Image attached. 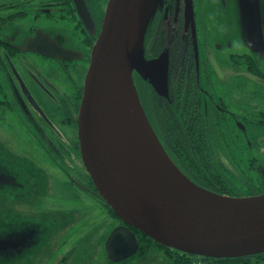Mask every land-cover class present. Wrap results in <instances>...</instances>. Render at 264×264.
Instances as JSON below:
<instances>
[{
    "label": "flooded vegetation",
    "instance_id": "flooded-vegetation-1",
    "mask_svg": "<svg viewBox=\"0 0 264 264\" xmlns=\"http://www.w3.org/2000/svg\"><path fill=\"white\" fill-rule=\"evenodd\" d=\"M25 1L28 5L35 6L33 13L27 16L33 15L36 18L43 14L64 12L65 9L61 0ZM71 1L76 8L74 0ZM86 2L96 31L75 32L89 49V52L76 50L81 54L79 58H58L36 51H24L27 40L37 33L38 28L35 26L31 27L30 34L22 44L15 43L14 37H1L0 34V123L5 125L7 113L17 114L18 118L25 119L27 126L35 132L41 147L44 146L53 158H56L52 155L53 152L60 150V145L67 149L64 141L66 138L56 126L53 116L49 114L52 109L42 103L37 93L57 98L54 90H58V86L53 76L59 75V80L71 86L70 93L65 91L61 104L58 105L59 109L65 110L62 121L66 125L79 127L78 116L84 84L76 81L74 71L81 66L85 58H88L84 63L88 70L92 50L102 30L106 14L105 12L104 15L97 16L91 0ZM218 3L220 17L225 23L220 21L218 28L212 33H204L200 29L197 0H193V18L187 14V0H163L162 4L157 5L148 27L146 56L148 59L157 58L161 53L169 56L168 84L171 83L168 94L164 95L158 93L150 82L141 85L153 99L149 108L151 120L155 128L162 133L167 151L179 167L198 180L189 166L213 165L231 181H250L252 184L236 194L250 196V187L257 189V194L264 192V167L241 165V158L232 154L231 146L235 140L243 142L241 134L246 133L252 126V116L264 117V109L257 112L249 108L243 84L239 82L238 77L232 78V69H245L255 76L254 81L264 86V27L261 33L263 44L259 46L257 41L251 39L249 33L243 30L241 24L235 25L234 14H225L230 7V1L218 0ZM42 5L47 7H40ZM76 12L80 18L77 8ZM44 32L50 35L51 39L69 48L64 45L61 35L55 36L45 30ZM94 32H99L96 33L97 37L92 35ZM19 54H22V57L33 54L50 59L53 65L48 76H24L29 72L25 64L16 59ZM139 76L137 74L136 77L138 85ZM158 113L161 114L160 118ZM262 122L264 123V119ZM11 128L13 127H7ZM74 144L81 150L79 137L74 140ZM246 150V146L240 147L242 153ZM4 159L5 156L0 159V197L4 205L0 208V264H138L142 239L139 238L137 228L127 225L116 215L100 195L89 173L85 174V183L79 179L77 181L80 191L77 192L76 199L82 198L85 202L80 205L81 209L93 208L92 211L96 215H101L100 210L105 212L107 209L118 221L102 239L104 256L100 257V254L95 260V255L86 248L90 243L85 236L76 239L75 253L71 232L74 226L72 215L76 209L71 203L57 199L49 192L41 198V190L36 189V180L31 175H19L13 163ZM31 197L38 198L33 202ZM86 201L92 202L93 205H88ZM31 204L34 205L31 207ZM123 227L127 228L130 234L127 235L132 247H128L129 252L124 258L112 260L107 250V241L112 233L120 231ZM171 252L162 259L161 264H264V252L239 258H210L184 254L177 250Z\"/></svg>",
    "mask_w": 264,
    "mask_h": 264
},
{
    "label": "water",
    "instance_id": "water-1",
    "mask_svg": "<svg viewBox=\"0 0 264 264\" xmlns=\"http://www.w3.org/2000/svg\"><path fill=\"white\" fill-rule=\"evenodd\" d=\"M74 2L86 28L96 31L86 0ZM162 2H108L78 116L86 169L117 216L165 246L218 258L264 252V193L231 196L194 182L167 152L141 101L137 74L158 93L168 94L167 54L153 59L145 55L148 27ZM187 6V14L193 18V0H187ZM24 51L58 58L81 57L43 29L27 40ZM126 101L134 103L133 120L126 115ZM131 121L152 135L179 171L177 178L153 165L155 161L139 149ZM127 234L123 227L109 237L107 250L112 260L128 254L132 242Z\"/></svg>",
    "mask_w": 264,
    "mask_h": 264
},
{
    "label": "rangeland",
    "instance_id": "rangeland-1",
    "mask_svg": "<svg viewBox=\"0 0 264 264\" xmlns=\"http://www.w3.org/2000/svg\"><path fill=\"white\" fill-rule=\"evenodd\" d=\"M16 1L0 0V4L15 3ZM229 1L230 7L225 14H234L235 25L241 24L243 30L249 33L250 38L255 39L259 46H262L261 33L264 27V0ZM91 2L97 16L105 14L108 0H91ZM197 9L199 26L202 32L212 33L215 28H218L220 21L225 23L220 17L218 0H197ZM32 26L49 31L51 32L50 34L55 36L61 35L64 45L70 49L89 52L88 47L75 35V32L81 33L82 29L80 27L76 29L73 22H69L62 17H55L53 14H43L39 18L33 15H26L25 17L9 20L0 26V34L1 37H14L15 43L22 44L25 37L30 34ZM16 59L21 60L25 64L29 74L24 76L28 78H31L30 74H36L42 78L48 76L53 65L50 59L33 54H28L27 57H22V54H19ZM87 60L88 58H85L81 66L74 71L75 79L79 84H84L88 71L84 63ZM53 77L54 82L58 86V90H54L57 98L53 99L48 94L41 92H38L37 95L44 105L49 106L48 109H52L49 114L53 116L56 126L63 132L67 149L62 145H58L60 150L53 152L52 155L56 157L53 158L44 146L41 147L35 137V132L27 126L25 119L18 118L17 114L7 113L5 125L0 123V159L5 156L4 160L7 159L10 163H13V166L19 171V175H31L36 180V189L41 190L39 195L41 198L49 192L53 197L68 200L71 203V206L76 209L72 215L74 226L71 232L74 239L73 248H75V253L77 247L76 239L85 236L90 243H88L89 246L86 245V248L90 250L91 254L95 255L93 258L95 260L96 256L100 254H102L100 257L104 256L105 251L103 250L102 239L118 221L107 209H105V212L100 210L101 215L93 213V208L82 210L80 205L85 202L82 198L76 199L77 192L80 191L77 181L79 179L85 183L87 181L85 174L88 171L84 164L81 150L76 148L77 146L75 147L74 144V140L79 137V128L76 125L69 126L64 124L62 120L65 117V110L58 108L64 97V92L70 93L71 86L59 80L61 79L59 75L54 74ZM236 77L243 84L249 108L257 112L264 109V86L254 81L255 76L245 69L234 67L232 69V78ZM263 119V116H252V120H254L252 126L248 128L246 133L241 134L243 142L235 140L231 146L232 154L237 158H241L240 163L245 167H250L251 165L264 167ZM257 121L259 122L258 124ZM8 126L13 128L7 129ZM241 146L247 147L244 153L240 151ZM37 198L31 197V201L34 202ZM87 204L93 205L92 202ZM33 205L31 204V207ZM3 206L0 197V208ZM167 252V250L157 247L151 240L142 239V247L138 254L137 263L161 264L162 259L167 257ZM168 253L171 254L172 252Z\"/></svg>",
    "mask_w": 264,
    "mask_h": 264
},
{
    "label": "trees",
    "instance_id": "trees-1",
    "mask_svg": "<svg viewBox=\"0 0 264 264\" xmlns=\"http://www.w3.org/2000/svg\"><path fill=\"white\" fill-rule=\"evenodd\" d=\"M48 1L55 2V0H48ZM61 1H63V4H64L63 6L65 7L64 12H53L51 14H53V16H55V17H57V16L60 18L62 17V18H65L66 20H68L69 22H73L76 29L79 27L82 29L81 33H92L90 30H88L86 28L83 21L78 17L74 3L71 0H61ZM53 6H59V5H53ZM40 7H47V6L42 5ZM34 9H35V6L28 5L25 0H17L15 3H9V4H7V3L0 4V26L9 20L21 18V17H24L28 14H31V13H33ZM96 33H99V32H96ZM96 33L92 34V35L97 37ZM10 50L12 51L13 49L10 48ZM161 54H163V53H161ZM169 76H170V58H169L168 80H169ZM136 77H137V75H136ZM138 79H140L139 85L137 84V86L139 89L141 101H142V103L146 109L148 116L151 119V113H149V108H150V102H152L153 99L149 95V92L145 88H142V85H141V83L147 85V83L149 81L142 79L141 76H139ZM169 84H168V90H169ZM158 116L160 118L161 114L158 113ZM153 125L155 128V124H153ZM155 130H156L159 138L161 139L163 145L165 146V144L163 142L162 133L159 132V130H157V128H155ZM165 148H166V146H165ZM189 168H190L191 172H193L194 175L197 176L198 180L195 178H192V176H190L189 174H186L180 167V169L189 178H191L194 182H196V183H198V184H200L206 188H209L213 191L222 193V194H228V195L236 196L237 191L244 190L247 185L252 184L250 181H244V183H239L238 181H233V180L231 181V179L229 177H227L225 174L221 173L217 169V167H215L213 165L192 164L191 166H189ZM255 190H257V189H254V187L248 188V191H249V193H251V195L257 194V192ZM137 231H138L139 238L149 239L154 244H156L157 247L165 249L168 252H171V250H177L178 252H183L184 254L198 255V254H192V253L184 252V251H181V250H178L175 248L165 246V245L159 243L158 241L154 240L150 236L146 235L145 233H143L139 229H137ZM168 252H167V254H170ZM257 254H261V253L248 254V255H243V256H238V257H224V258L248 257V256L257 255ZM205 257L218 258V257H212V256H205Z\"/></svg>",
    "mask_w": 264,
    "mask_h": 264
},
{
    "label": "bare ground",
    "instance_id": "bare-ground-1",
    "mask_svg": "<svg viewBox=\"0 0 264 264\" xmlns=\"http://www.w3.org/2000/svg\"><path fill=\"white\" fill-rule=\"evenodd\" d=\"M124 106L126 107V115L128 118L131 117L133 120V110L135 109L134 103L126 101ZM130 126H133L136 130V134H133V139L139 143V149H142L145 154L149 155L151 160L155 161L153 165L162 167V170L166 174L172 176L173 178H177L179 176V171L171 162L168 161L164 151L160 148L152 135L144 129L139 128L136 122L131 121Z\"/></svg>",
    "mask_w": 264,
    "mask_h": 264
}]
</instances>
